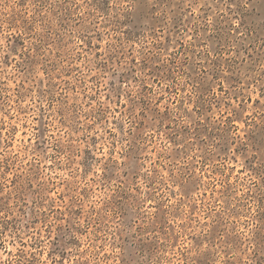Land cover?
Here are the masks:
<instances>
[{
  "label": "rangeland",
  "instance_id": "obj_1",
  "mask_svg": "<svg viewBox=\"0 0 264 264\" xmlns=\"http://www.w3.org/2000/svg\"><path fill=\"white\" fill-rule=\"evenodd\" d=\"M0 264H264V0H0Z\"/></svg>",
  "mask_w": 264,
  "mask_h": 264
}]
</instances>
